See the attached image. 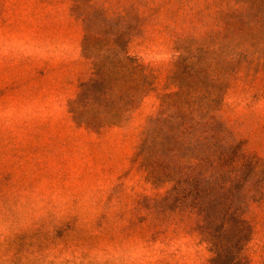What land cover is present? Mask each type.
<instances>
[{
  "label": "rangeland",
  "instance_id": "obj_1",
  "mask_svg": "<svg viewBox=\"0 0 264 264\" xmlns=\"http://www.w3.org/2000/svg\"><path fill=\"white\" fill-rule=\"evenodd\" d=\"M76 3L127 17V51L151 76V90L125 124L90 128L70 112L69 102L92 76ZM246 6L237 0H0V264H211L214 246L190 206L192 195L175 201L167 186L145 179L133 156L160 96L175 90L168 77L180 55L177 37L202 40L223 29L231 10ZM256 29L234 53L230 46L221 55L212 44L209 50L215 69L228 76L221 113L264 162V31ZM262 183L264 173L250 181L247 194ZM247 217L250 230L214 225L206 231L217 244L237 245L242 264H264V199L250 204Z\"/></svg>",
  "mask_w": 264,
  "mask_h": 264
},
{
  "label": "trees",
  "instance_id": "obj_2",
  "mask_svg": "<svg viewBox=\"0 0 264 264\" xmlns=\"http://www.w3.org/2000/svg\"><path fill=\"white\" fill-rule=\"evenodd\" d=\"M237 1L248 6L231 10L221 31L202 40L177 37L180 55L168 77L175 90L160 96L158 110L145 120L133 156L145 179L155 187L167 186L175 201L192 195L190 206L198 211L203 234L214 246L211 264L242 263L237 245L217 244L206 229L233 225L250 230V204L264 199L263 183L247 194L250 181L264 173V162L245 149L221 113L228 76L215 69V52L209 50L212 44L221 55L230 46L234 53L248 35L260 32L256 28L264 31V16H253L254 9L264 11V1ZM73 12L83 21L82 54L91 61L92 76L69 102L70 112L90 128L125 124L151 90L146 67L127 51L131 40L127 17L108 16L101 7L79 3Z\"/></svg>",
  "mask_w": 264,
  "mask_h": 264
}]
</instances>
